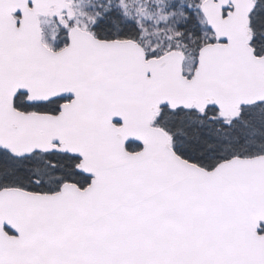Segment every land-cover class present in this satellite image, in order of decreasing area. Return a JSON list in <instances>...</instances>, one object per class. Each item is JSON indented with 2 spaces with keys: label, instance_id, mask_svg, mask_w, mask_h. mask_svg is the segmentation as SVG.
I'll return each mask as SVG.
<instances>
[{
  "label": "snow or ice",
  "instance_id": "1",
  "mask_svg": "<svg viewBox=\"0 0 264 264\" xmlns=\"http://www.w3.org/2000/svg\"><path fill=\"white\" fill-rule=\"evenodd\" d=\"M0 264H264V0H0Z\"/></svg>",
  "mask_w": 264,
  "mask_h": 264
}]
</instances>
